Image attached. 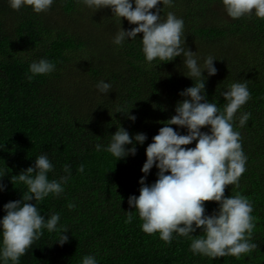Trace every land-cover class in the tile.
I'll use <instances>...</instances> for the list:
<instances>
[{
	"label": "trees",
	"instance_id": "16d2710c",
	"mask_svg": "<svg viewBox=\"0 0 264 264\" xmlns=\"http://www.w3.org/2000/svg\"><path fill=\"white\" fill-rule=\"evenodd\" d=\"M76 1L60 0L36 14L30 7L15 11L7 0H0V170L7 173L3 178L7 188L0 192V218L6 214L4 204L27 192L26 185L14 186L10 177L32 166L37 156L46 154L54 165L50 180L66 175L64 165L71 169L60 196L37 202L46 219L60 215L58 230L43 229L19 264H81L85 255H93L98 264H264V19L254 15L232 19L220 0L159 5L163 17L173 12L183 19L185 48L201 58L216 59L217 74L208 77L205 71L207 79L202 77L209 102L222 108L220 93L235 82L246 83L250 93L233 124L247 157L246 171L238 188H225V196L239 192L251 202L255 223L251 242L257 247L240 259H212L194 255L189 238L173 233L168 244L158 233H144L142 221L127 202L129 196H139L146 147L163 122L175 115L177 102L184 99L179 93L194 81L182 74L180 57L148 64L141 50L142 34L114 45L118 30L136 25L126 19L121 24L107 8L87 9L91 18L81 19ZM103 18L106 22L100 23ZM41 58L54 63L55 71L28 81L29 64ZM100 80L112 85L108 95L96 89ZM118 107L130 110L136 120L115 113ZM241 113H250L244 127H239ZM120 126L130 136L146 134L147 140L137 145L135 156L117 161L106 151H96L95 145L106 147ZM195 143L183 147L194 148ZM80 165L83 173L78 172ZM157 171L154 166L147 183L155 182ZM205 207L211 214L217 203L207 201ZM125 211H133L131 223H125ZM61 226L69 230L63 246L56 242ZM193 235L202 233L198 229Z\"/></svg>",
	"mask_w": 264,
	"mask_h": 264
},
{
	"label": "clouds",
	"instance_id": "9594fccd",
	"mask_svg": "<svg viewBox=\"0 0 264 264\" xmlns=\"http://www.w3.org/2000/svg\"><path fill=\"white\" fill-rule=\"evenodd\" d=\"M11 9L19 11L30 7L36 14L47 12L54 0H7ZM80 4L96 12L110 9L118 21L126 19L135 27L117 31L112 43L122 46L125 41H134L138 34L142 53L148 64L153 61L162 63L182 59V74L194 81L193 86L182 90L184 97L175 107V115L163 122L158 134L146 147V161L141 172L139 196L128 197L130 209H134L142 221L141 230L149 235L158 233L159 238L170 244L173 233L191 240L189 250L194 255L212 259L233 256L240 259L251 253L257 245L251 242L255 228L251 215L253 206L249 199L239 192L225 196L229 185L239 187V179L246 171L247 157L240 143V133L234 131L236 113L249 99L246 83L235 82L222 91L223 107L209 102L205 82L207 76L217 74L214 66L216 59L211 55L201 58L196 52L183 46L184 21L173 12L166 18L161 15L159 5L171 6L173 0H78ZM228 17L239 19L255 16L264 19V0H220ZM155 9V11H152ZM202 60V62H201ZM55 71V64L41 58L29 64L26 79L46 75ZM206 78V79H202ZM100 94H109L112 85L104 80L96 84ZM115 113H123L131 121L136 117L130 110L118 107ZM250 113H241L239 127H244ZM173 125L177 126L174 130ZM207 131H202V129ZM180 129L186 130L181 134ZM147 135L137 133L130 136L122 126L111 134L105 147L96 144V151H106L118 160L135 156L137 145H144ZM195 143L194 148L183 147ZM132 145L131 147H127ZM155 166L158 169L155 182L147 183V177ZM54 165L46 154L35 158L34 164L18 175L10 177L15 186L18 183L27 186L22 199L9 201L3 206L6 213L0 218V264H19L20 258L34 241L43 235V229L49 233L58 230L60 215L53 213L41 215L37 202L49 195L60 196L64 185L71 178L69 165H64L66 175L49 179L48 174ZM78 172H84L80 165ZM7 173L0 170V192L6 190L3 178ZM33 201L35 203H33ZM214 201L217 208L211 214L206 213L205 202ZM73 208V204L68 205ZM125 223L133 221V211H125ZM202 235H193L197 230ZM59 239L61 246L68 242V229L61 226ZM81 264H98L93 255H85Z\"/></svg>",
	"mask_w": 264,
	"mask_h": 264
},
{
	"label": "rangeland",
	"instance_id": "374dc122",
	"mask_svg": "<svg viewBox=\"0 0 264 264\" xmlns=\"http://www.w3.org/2000/svg\"><path fill=\"white\" fill-rule=\"evenodd\" d=\"M54 3H58V4H60V0L59 1H57V2H54ZM53 3V4H54ZM76 4H77V6H76V8H77V10L79 11V15L77 16V17H79V18H81V19H84V18H86L87 19V21L91 18L90 16L92 15V13L91 12H86L87 11V9L88 8H86L85 6H83L82 4H80L79 2H78V0L76 1ZM104 9H101V11H103ZM61 12H62V10H61ZM72 14V13H71ZM106 22V18H103V19H101L100 20V23H105ZM62 25H64V23L62 22ZM63 29H64V26H63ZM30 51V53H31V50H29Z\"/></svg>",
	"mask_w": 264,
	"mask_h": 264
}]
</instances>
